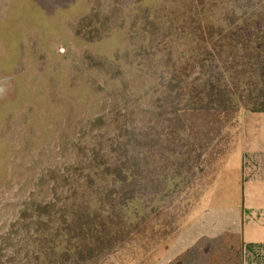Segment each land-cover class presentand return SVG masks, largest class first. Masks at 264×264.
<instances>
[{
	"label": "rangeland",
	"instance_id": "rangeland-1",
	"mask_svg": "<svg viewBox=\"0 0 264 264\" xmlns=\"http://www.w3.org/2000/svg\"><path fill=\"white\" fill-rule=\"evenodd\" d=\"M193 1L208 19L190 40ZM198 1L0 0V263L26 264L40 228L30 202L51 207L47 235L95 204L118 211L122 171L141 216L111 217L110 249L89 264H241L239 234L201 235L236 220L226 200L260 124L264 14L228 18L219 0Z\"/></svg>",
	"mask_w": 264,
	"mask_h": 264
},
{
	"label": "trees",
	"instance_id": "trees-1",
	"mask_svg": "<svg viewBox=\"0 0 264 264\" xmlns=\"http://www.w3.org/2000/svg\"><path fill=\"white\" fill-rule=\"evenodd\" d=\"M198 2L200 5H202L201 0ZM219 2L223 8L231 10V15L227 16L228 18L232 16L236 17L235 15H238L239 17L243 16V12L246 11L248 7L252 10L260 9L264 14V0H219ZM192 3L193 4L191 5V8L189 9L190 16L188 18L186 26L187 28L184 30L185 33L189 35L188 38L190 40H194L197 36L198 29L194 27L196 20L201 15H205L203 11L201 12L198 11V9L196 10V7H194V4H196L195 1ZM193 9H195L194 12ZM204 17L208 19L207 16ZM242 23L243 22H241V24ZM230 24L231 20L228 21V25ZM198 50L199 48L191 46L186 51L189 60L187 62V69L185 71L189 74V76L193 73V71H197L200 68V63L197 61L199 53ZM156 69H168L170 73L173 71L167 64L156 67ZM140 71L145 76L150 77L148 80L152 79L155 74L154 68H152L150 65L142 67ZM153 81L157 82L158 80L154 79ZM198 81V78H194L192 84H189L188 86L190 92L196 95H198L199 91H201V86L196 84ZM147 82V80L143 82L142 87L144 89V85H147ZM170 88L173 89L172 85ZM177 89H181L180 86L176 87V90ZM260 100H262V103L260 104L261 108L256 111L254 110V113H264V95ZM117 177H119L120 180L116 181L115 183H117L116 185L119 187V190L116 189L114 192L110 193L109 196L113 197L120 195L117 199L112 198V202L114 200H117L118 202V211L114 209L110 211V209L106 208V206L102 207L105 210L102 208H96L97 204H95L92 208L87 210L86 214L82 212L77 213L76 217L73 215V218H75L73 220H69L65 217L62 218L63 221H61V224L63 225V228L61 229L58 228V225L60 224L57 223V221H52L51 223H54V227L47 235L46 232H48V229L44 231L45 223L42 221L43 216L40 214H48V210L51 209V207L40 205L36 206L34 209L32 202H30L31 207H28L24 211V215L29 211L36 212L37 210L36 213H39L37 223L39 224L40 228L34 230V232L37 233L39 237L34 239L32 246H29L30 249L27 252L26 264H44L45 261L50 259H54V261H52L50 264H89L100 253L110 249L108 248L109 239L106 240V222H108V220L113 216H122L123 213L125 221L130 225H135V219L141 216L138 209L139 200L138 197L135 196L137 184L134 180V173L127 172L124 174V176H122V171H120ZM122 185H125L124 190L130 195V197L126 198V201L123 204L122 194L124 193H122ZM28 224L25 225V232H32L34 223L31 222V224ZM61 233H63V235H61ZM25 234L28 237L29 234ZM9 262L10 260L6 263L0 264H9Z\"/></svg>",
	"mask_w": 264,
	"mask_h": 264
},
{
	"label": "crops",
	"instance_id": "crops-1",
	"mask_svg": "<svg viewBox=\"0 0 264 264\" xmlns=\"http://www.w3.org/2000/svg\"><path fill=\"white\" fill-rule=\"evenodd\" d=\"M233 169V196L226 200V208L235 210L236 220L225 228L219 223L212 233L201 236L214 238L227 228L239 234L241 264H264V113L256 135L238 154Z\"/></svg>",
	"mask_w": 264,
	"mask_h": 264
}]
</instances>
